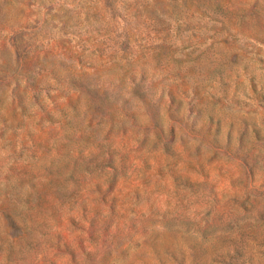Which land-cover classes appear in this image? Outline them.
<instances>
[{
	"label": "rangeland",
	"instance_id": "1",
	"mask_svg": "<svg viewBox=\"0 0 264 264\" xmlns=\"http://www.w3.org/2000/svg\"><path fill=\"white\" fill-rule=\"evenodd\" d=\"M0 264H264V0H0Z\"/></svg>",
	"mask_w": 264,
	"mask_h": 264
}]
</instances>
